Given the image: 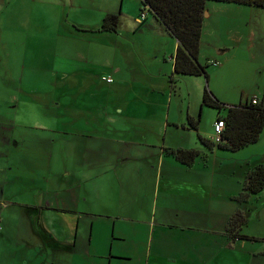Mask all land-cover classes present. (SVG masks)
Masks as SVG:
<instances>
[{"label": "crops", "instance_id": "1", "mask_svg": "<svg viewBox=\"0 0 264 264\" xmlns=\"http://www.w3.org/2000/svg\"><path fill=\"white\" fill-rule=\"evenodd\" d=\"M4 1L27 15L4 26L13 44L37 54L55 43L67 61L68 46L77 44L78 37L58 38V32L67 27L66 34L72 36L83 22L97 26L106 12H122L109 0ZM135 6L130 19L124 16V25L156 35L151 58H143L146 40L140 39L122 44L121 64H114L111 71L98 74L83 65L68 72L82 102L77 107L83 110L80 115L64 117L62 103L56 100V109L46 112L52 123H45L29 101L20 112L18 99L10 116L0 117V234L16 235L21 241L3 251L0 260H7L0 264H46L43 253L69 255L51 264H81L85 259L95 264L103 256L108 257L107 264L119 257L130 264L134 259L138 264H264V187L241 195L247 172L264 164V126L255 142L236 150L203 143L199 135L211 136L197 131L206 86L202 76L181 74L185 77L176 84L177 38L150 13L139 19L140 0ZM52 34L56 37H48ZM83 40L85 45H104L91 47L86 63L109 62L108 40ZM227 62L214 61L221 69ZM225 87L214 83L211 92L228 104L252 96L264 101V90L250 88L251 94L240 89L233 98ZM85 94L91 100L86 109ZM94 108L102 111L85 113ZM220 116L217 110L213 124ZM189 117L197 120L196 128L189 125ZM17 125L28 128L17 133ZM37 127L43 132L30 130ZM167 146L196 147L201 153L186 164L168 153ZM239 210L246 217L240 229L245 236L232 239L225 227ZM89 215L105 220L96 240L89 237L86 254L78 248ZM91 222L95 229L101 226L98 217ZM33 235L39 246L32 244Z\"/></svg>", "mask_w": 264, "mask_h": 264}, {"label": "rangeland", "instance_id": "2", "mask_svg": "<svg viewBox=\"0 0 264 264\" xmlns=\"http://www.w3.org/2000/svg\"><path fill=\"white\" fill-rule=\"evenodd\" d=\"M108 1V0H105ZM114 1L117 7H122L121 14L119 13V24L117 30L114 31H97L88 29L86 25L81 23L77 25V29L72 36L66 34V28H63L57 33L58 38L70 39L78 37L77 44H70L69 48V60H65V54H59V46L57 44H49L46 51L43 50L39 53H30L28 50L25 52L23 44H13L11 39L8 38L10 34L9 29H4V26H8L10 20H25L26 13L21 8H13L7 4L6 1L0 0V117L7 118L10 115L11 106L20 99L16 106L19 111H23V104L26 101L31 102V109L38 112L37 117H43V122L51 124L47 117L50 109H56L55 103L61 101L64 111V117H68L69 114H81L83 110H78L77 107L82 102H78V91L76 90L75 78L69 77L68 72H73L85 65V68H93L97 70L99 74L103 70L111 71L113 65L121 64L122 45L126 43H132L136 40L145 39L146 53L144 59L151 58L153 51L152 42L156 39V35L151 32L132 30L124 25L125 17L130 19L137 0H125L122 5V0H109ZM6 2V3H5ZM12 4H15L13 1ZM116 8V7H115ZM121 11V8H120ZM206 11V13H205ZM205 11L202 22L203 37L200 39V48L198 53V59L203 63L207 62L208 72L210 73L208 78L202 76L204 86L206 85L209 90H212L211 85L218 84L220 86H229L225 89L229 92H233L235 95L233 98L240 95V89H245L246 92L252 94V89H256L260 92L264 90V7L255 4H245L235 1L227 0H206ZM73 15V14H72ZM79 15H83L80 13ZM152 16V15H151ZM74 17V16H73ZM123 21V22H122ZM100 23L96 22V25ZM81 27V28H80ZM84 27V28H82ZM4 30V32H3ZM3 33V34H2ZM4 36V40H3ZM53 34L48 37H56ZM105 38L109 42V48L112 53V57H109V62L103 61V65L100 61L97 64L94 62H85V54L91 53V47L102 48L98 45H85L84 40L90 42L91 38ZM46 47L42 45L41 48ZM33 48V47H32ZM31 48V49H32ZM37 51V50H36ZM140 55L143 53L141 51ZM30 53V54H29ZM41 54V55H40ZM40 55V56H37ZM105 55V54H104ZM137 55V54H136ZM222 55V56H221ZM33 56L36 57L32 58ZM72 56V58H70ZM252 61L250 62V58ZM222 58H227L226 68L221 69L217 67L214 61ZM81 64V65H80ZM88 69V68H87ZM83 72V71H81ZM176 76V84L181 82L184 75ZM95 77V76H94ZM193 78V77H192ZM34 87V88H33ZM57 87L58 91L54 92L53 89ZM36 89V90H35ZM215 95V93L213 94ZM217 97V96H216ZM178 102L179 97H175ZM218 98V97H217ZM219 99V98H218ZM220 100V99H219ZM91 100L88 94H85L83 106L86 109V105H89ZM222 101V100H221ZM238 102V101H237ZM226 103V102H225ZM228 104V103H227ZM235 104V103H232ZM73 106V108H71ZM201 117L198 123L197 131L200 134L206 135L212 138L213 135V114L217 111L214 107L204 105ZM99 108H94L88 111H93L95 114ZM102 111L101 109H99ZM59 111V108H58ZM51 120V119H50ZM55 125V124H53ZM16 132L28 128V126H16ZM34 132H43L39 127L31 128ZM210 133V134H209ZM201 153V151H200ZM226 164H230L227 162ZM230 165H233L231 163ZM98 217L100 225L98 229L92 226L91 219ZM86 223L83 226L84 234L83 241L78 248L86 252V245L90 247L88 239L92 236L93 240L102 232V222L105 220L103 216H87ZM19 236L14 235L12 238L10 235L5 236L0 234V255L3 256V251L6 248L21 245ZM21 238V237H20ZM11 241V242H10ZM32 244L39 246L40 241L34 235L32 237ZM108 248L109 244H106ZM94 245L91 246L93 251ZM86 257L85 254H80ZM69 255L62 253L53 256L51 253H43L40 255L42 258H46V264H51L53 259L61 261L64 257ZM7 257L0 261H6ZM118 261L114 264H130L124 263L128 259L119 257ZM63 262H66L65 260ZM107 264L108 257L101 258L95 262V264ZM91 260H83L81 264H91ZM134 263L139 262L134 259Z\"/></svg>", "mask_w": 264, "mask_h": 264}, {"label": "trees", "instance_id": "3", "mask_svg": "<svg viewBox=\"0 0 264 264\" xmlns=\"http://www.w3.org/2000/svg\"><path fill=\"white\" fill-rule=\"evenodd\" d=\"M264 7V0H227ZM140 11L145 10L161 22L166 30L177 38L178 44L174 54V73L204 75L208 78V63L198 59L202 22L206 0H140ZM147 14V13H146ZM119 24V10L104 14L93 30H116ZM84 28V27H82ZM88 29H91L88 27ZM255 99V100H253ZM201 104L216 108L225 124L221 140L214 141L199 135L201 141L209 148L217 146L223 149L236 150L255 142L264 126V101L252 96L235 104H227L204 87ZM191 127L196 128L197 120L188 118ZM165 150L180 161L191 164L200 154L196 147H165ZM264 187V164L260 163L245 175L241 195H251ZM246 217L242 211L229 218L225 227L231 238L244 237L240 232Z\"/></svg>", "mask_w": 264, "mask_h": 264}, {"label": "built area", "instance_id": "4", "mask_svg": "<svg viewBox=\"0 0 264 264\" xmlns=\"http://www.w3.org/2000/svg\"><path fill=\"white\" fill-rule=\"evenodd\" d=\"M146 13L147 12L145 10L140 11L139 19H143L146 16ZM102 77L104 79H106L107 81H111L112 80V77L110 75H103ZM253 100H255V99H253ZM224 124H225V121H224L223 117H218L214 121V124H213L214 132H213V135H212V139L214 141L217 142V141L221 140V133H222Z\"/></svg>", "mask_w": 264, "mask_h": 264}, {"label": "water", "instance_id": "5", "mask_svg": "<svg viewBox=\"0 0 264 264\" xmlns=\"http://www.w3.org/2000/svg\"><path fill=\"white\" fill-rule=\"evenodd\" d=\"M205 13H206V11H205Z\"/></svg>", "mask_w": 264, "mask_h": 264}]
</instances>
